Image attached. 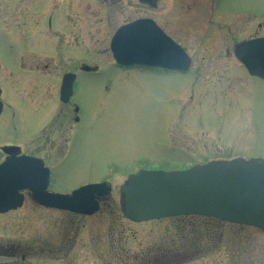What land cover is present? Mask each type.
I'll list each match as a JSON object with an SVG mask.
<instances>
[{
    "label": "rangeland",
    "instance_id": "374dc122",
    "mask_svg": "<svg viewBox=\"0 0 264 264\" xmlns=\"http://www.w3.org/2000/svg\"><path fill=\"white\" fill-rule=\"evenodd\" d=\"M86 3L73 0L67 11L80 17ZM89 3L94 11L99 3L102 15L110 17L107 33H96L88 23L86 35L63 37L69 43L74 38L75 47L84 48L85 62L110 60L107 51L98 53L108 48L116 28L129 20L150 17L160 24L170 20L176 32L172 37L191 56L192 66L187 75L139 70L117 73L111 67L101 75L80 74L73 99L80 106L81 122L73 133L74 149L64 168L57 169L53 186L66 190L105 177L112 191L90 217L42 210L29 200L21 209L0 215V244L36 249L25 264H36L41 256L40 263L51 264V257L44 253L50 247L49 239L57 236L60 240L74 235L78 257L85 251L94 259L117 254L119 247L114 242L120 236L131 252L139 243L177 236L175 220L134 225L122 219L118 190L138 168L178 171L210 160L264 159V81L249 77L232 54V45L253 33L242 29L241 14L264 13V0H159L155 10L137 6L134 0H119L117 7L111 0ZM104 75L119 77L107 91ZM5 100L15 102L8 94ZM27 113L21 106L14 117L4 111L0 143L23 142L33 134L38 117ZM218 235L225 238L221 248L199 259L201 264H264V236L256 229L224 224ZM15 261L20 262L19 258Z\"/></svg>",
    "mask_w": 264,
    "mask_h": 264
},
{
    "label": "flooded vegetation",
    "instance_id": "af4514ba",
    "mask_svg": "<svg viewBox=\"0 0 264 264\" xmlns=\"http://www.w3.org/2000/svg\"><path fill=\"white\" fill-rule=\"evenodd\" d=\"M81 1H87L86 11L82 14L80 12V17H78L67 11L73 0H0V118L6 110L11 111V115L14 117L17 106H21L28 111L30 113H27L28 115L34 117L37 115L38 117L33 134L27 136L24 139L25 141H2L0 143V164L6 159L21 157L39 161L42 169L47 172L45 188L47 194L69 195L75 189L85 185L104 184L109 188L108 195L99 199L95 198L98 202V208H100L101 204L107 201L112 191L105 177L95 182H86L76 187L71 186L66 190H56L53 186L57 169L64 168L66 158L74 149L73 133L81 122L80 106L73 99L75 85L80 74L101 75V71H105L109 67L117 73L137 70L159 75L171 73L142 68L131 70L120 68L114 64L106 47L100 49L98 55L107 51L110 60L94 58L85 62L84 57L81 56L84 54V48L75 47L74 38L69 43V39L65 41L63 37L66 35H86L90 30L89 27H86L88 23L95 27L96 33L104 32L105 34L108 30L110 17L102 15L101 9L103 7L100 6L98 0ZM89 1L93 4L98 3V7L95 5L97 11L93 10L94 7L91 9ZM117 1L119 0H111L115 7H117L115 5ZM135 2L137 6L140 5L137 1ZM27 4H29V8ZM145 7L152 10L157 8V6L155 8ZM214 14L212 13V15ZM219 14L217 13V15ZM241 16L245 21L242 29L253 31V33L234 43L232 50L233 46L240 42L264 38V13L259 16L242 13ZM143 18L151 20L167 37L178 44L172 37L171 33L176 32H174L175 26L169 19L163 20V23L160 24L155 22L153 18ZM143 18L129 20L121 26ZM181 48L190 58L189 68L184 73L187 75L192 66V59L187 51L183 47ZM226 54H228V50ZM76 55H78L77 58ZM105 72L107 73V70ZM102 77L105 80L106 91L109 89L110 84H116L117 79H119L114 75H104ZM64 82L67 84L66 88H69V93L62 91ZM6 94L15 102L10 104L5 100ZM14 126L16 127V125ZM18 193L23 196L21 208L29 200L32 206L49 210L37 205L31 199L32 193L30 190L23 189ZM67 214L74 216L73 214ZM57 237H52L51 240L45 238V240L49 239L50 244L48 246L50 247L47 248L44 255L51 257L49 258L52 261L51 264H129L127 263L129 259L132 260V264H191V262L201 264L198 260L203 257L204 247L208 251L220 249L224 239L222 236H215L195 237L187 240L181 236H174L175 238L172 237L167 241L158 243L153 242L147 245L139 243L136 245V249L133 248V252H131L130 246L126 248L125 244L127 242L120 236L117 237L118 241L114 242L115 246L119 247V254L111 252L105 254L104 258L98 256L94 259L89 252L85 251L82 253L84 255L78 257L79 253L75 252L74 248V235L67 236L66 239L61 237L60 240ZM27 241L30 244H37L32 239H27ZM33 250L36 253V249L32 247L7 242L1 243L0 259L5 261L0 264H25V258L29 259L30 255H36L33 254ZM42 253L43 249L40 248L38 254L42 255ZM77 253L78 255L75 256ZM18 258L19 263L15 261ZM39 258L35 259L36 264H43L39 260L44 258L42 256Z\"/></svg>",
    "mask_w": 264,
    "mask_h": 264
},
{
    "label": "water",
    "instance_id": "95a60500",
    "mask_svg": "<svg viewBox=\"0 0 264 264\" xmlns=\"http://www.w3.org/2000/svg\"><path fill=\"white\" fill-rule=\"evenodd\" d=\"M156 7L158 0H137ZM109 49L116 65L184 73L190 60L149 19L120 27ZM234 56L249 76L264 81V38L234 46ZM63 83L62 91L69 93ZM47 172L37 160L21 157L0 164V214L22 205L18 191L28 189L31 199L45 208L90 216L97 212L95 198L105 197L103 184L86 185L69 196L45 193ZM119 210L130 222L141 223L179 216H202L252 227L264 235V159L240 158L207 162L182 171L139 170L120 187Z\"/></svg>",
    "mask_w": 264,
    "mask_h": 264
},
{
    "label": "trees",
    "instance_id": "16d2710c",
    "mask_svg": "<svg viewBox=\"0 0 264 264\" xmlns=\"http://www.w3.org/2000/svg\"><path fill=\"white\" fill-rule=\"evenodd\" d=\"M172 220L178 222L176 224L177 236L184 237L187 240L194 239L195 237L207 238L220 236L218 235V229L224 225L214 219L195 216L178 217ZM203 252L207 253L208 250L204 247Z\"/></svg>",
    "mask_w": 264,
    "mask_h": 264
}]
</instances>
